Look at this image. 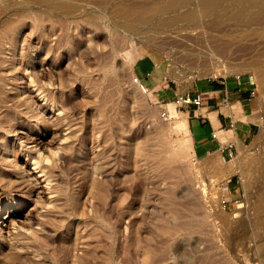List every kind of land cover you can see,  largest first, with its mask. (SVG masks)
<instances>
[{
	"label": "rangeland",
	"instance_id": "obj_1",
	"mask_svg": "<svg viewBox=\"0 0 264 264\" xmlns=\"http://www.w3.org/2000/svg\"><path fill=\"white\" fill-rule=\"evenodd\" d=\"M178 2L0 0V264H264V95L231 160L196 152L173 103L216 76L256 86L264 19L165 23Z\"/></svg>",
	"mask_w": 264,
	"mask_h": 264
},
{
	"label": "crops",
	"instance_id": "obj_2",
	"mask_svg": "<svg viewBox=\"0 0 264 264\" xmlns=\"http://www.w3.org/2000/svg\"><path fill=\"white\" fill-rule=\"evenodd\" d=\"M157 69L154 67L147 71L150 72L148 77H142L147 87L148 78ZM251 88L250 82L242 78L239 82L229 79L225 86L204 81L189 92L200 93L203 97V104L198 108L190 107L188 120L185 118L196 152L217 149L224 157L219 149L222 141L233 143L237 151V147L253 135L256 121L253 117L255 98L251 96ZM230 124H233L232 128H229Z\"/></svg>",
	"mask_w": 264,
	"mask_h": 264
},
{
	"label": "bare ground",
	"instance_id": "obj_3",
	"mask_svg": "<svg viewBox=\"0 0 264 264\" xmlns=\"http://www.w3.org/2000/svg\"><path fill=\"white\" fill-rule=\"evenodd\" d=\"M179 2H178V4H177V8L175 9L176 10V13L173 15V16H171V17H167V16H165V17H162V20H164L165 21V23H171V22H173L174 20H185V21H189V22H192L193 24H194V22H195V20H197V18H198V16H199V14H201V13H203V12H207V11H209L211 8L209 7V6H214V7H217V6H220V11L221 12H223V14H225V15H243V14H245L246 12H248L249 11V8L251 7V6H253V3H255V6H257L256 8H257V10L255 11L254 10V8L252 9V10H254L255 12H253L252 14H250V13H248V15L250 14L251 16H254V17H257V18H262V19H264V0H255V2L252 0V5L251 4H249V5H244L243 6V4H242V6L238 9V7L236 8V9H233L234 8V6L232 7L231 6V3H230V7H232V9L230 10L229 9V7H224V5H222V3H224V1L225 0H203V2H202V6L204 7V8H198V7H196V6H194V5H188V6H186V4L188 3V0H178ZM235 1V0H234ZM250 2V1H249ZM225 3H226V1H225ZM233 3V2H232ZM235 3V2H234ZM168 6L166 5V7H165V5H161V12H163L166 8H167ZM222 7L224 8V9H222ZM226 8V9H225ZM179 9H183V10H179ZM222 9V10H221ZM229 9V10H228ZM251 10V11H252ZM251 11H249V12H251ZM247 14V13H246ZM161 15H163L162 13H161ZM192 23H190V24H192ZM130 52H131V49H129L127 52H126V54H125V56H127V57H129L130 56ZM261 72H260V74H257L255 77H256V87H257V91L260 93V94H262V95H264V65H263V68L261 67ZM260 71V70H259ZM238 75V74H237ZM223 76V75H222ZM36 90L37 91H39V90H41V88L40 87H37L36 88ZM36 91V92H37ZM41 92V91H40ZM43 93V92H42ZM42 93H41V96L43 97V101H45L44 99H45V96H44V94L42 95ZM38 94V93H37ZM42 101V102H43ZM45 103V102H44ZM43 103V104H44ZM48 105V104H47ZM52 106V105H51ZM50 106V107H51ZM54 108V107H53ZM52 108V109H53ZM51 109V110H52ZM175 108H173L172 110H170V118L171 117H174L175 115ZM258 115H260V114H258ZM257 115V116H258ZM169 116V115H168ZM260 118H261V115H260ZM180 124H181V126H183L185 129L187 128V121H186V119H180ZM187 140H189V139H187ZM186 142V141H185ZM189 142V141H188ZM187 142V143H188ZM224 142H228V141H222V143H224ZM183 143V142H182ZM186 143V144H187ZM185 144V145H186ZM177 145H179L178 147H181L180 146V144L178 143ZM184 145V144H183ZM34 146H36V144L34 145ZM34 146H32L33 147V151H37V146H36V149H35V147ZM174 147H175V145H174ZM177 148V147H176ZM40 151V150H39ZM176 151V150H175ZM35 153V152H34ZM36 153H38V154H36V156L35 157H29V158H31V159H29V160H32V164L33 165H35V167H39L40 169H38L41 173L42 172H44V168L42 167V162H43V159L41 158V152H36ZM175 154H176V156L179 154L177 151L175 152ZM43 156V155H42ZM234 158V157H233ZM232 158V159H233ZM174 159V158H173ZM231 160V159H230ZM32 169H34V168H32ZM232 169V168H231ZM43 174V173H42ZM40 175V174H39ZM46 180H47V178H46ZM224 199H226V198H224ZM6 213H7V208H5V207H0V229H2L3 228V224H4V222H5V220H6V217H5V215H6ZM14 223V222H13ZM12 226H14V225H12Z\"/></svg>",
	"mask_w": 264,
	"mask_h": 264
},
{
	"label": "built area",
	"instance_id": "obj_4",
	"mask_svg": "<svg viewBox=\"0 0 264 264\" xmlns=\"http://www.w3.org/2000/svg\"><path fill=\"white\" fill-rule=\"evenodd\" d=\"M147 76H149V73H147ZM242 75L238 74V75H233L231 79L235 80V81H241L242 79ZM211 81L217 85H222L225 86L227 84V82L229 81L228 77H223V76H216L213 77L212 79L208 80ZM252 88H251V96L255 97L257 94V87L254 85V83L252 81H249ZM132 84L135 85L136 87L139 88V90L142 93H147L148 92V87L143 83V81L141 79H139L138 77H134L132 79ZM173 103L176 107L178 108H182V107H195L198 108L203 104V97L200 93H195V94H176L174 95L173 98ZM225 105H227V103H225ZM162 117H165L167 114V111L164 110L162 111ZM233 124L229 125V128H232ZM213 136L215 137V135L213 134ZM221 153L224 155V158L230 160L235 156V149H234V144L231 142H224L220 144L219 147ZM236 203V200H231L230 198H222L220 200V207L222 208V210L226 211L230 208L231 203Z\"/></svg>",
	"mask_w": 264,
	"mask_h": 264
}]
</instances>
